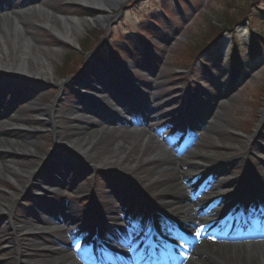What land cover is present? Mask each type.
I'll return each mask as SVG.
<instances>
[{
    "label": "rangeland",
    "instance_id": "obj_1",
    "mask_svg": "<svg viewBox=\"0 0 264 264\" xmlns=\"http://www.w3.org/2000/svg\"><path fill=\"white\" fill-rule=\"evenodd\" d=\"M11 1L19 4L25 0ZM122 3L120 8L107 11L106 14L83 5L78 0H39L35 4L26 5L24 9H18L35 16L30 19L31 26L35 28H37L35 19L41 18L40 8L57 16L85 19L87 21L85 32L79 35V45L76 46L69 44L63 46L58 36H51L42 28L36 32L50 45L46 48L59 51L51 57L55 68L52 77L55 81L73 80L80 75L85 65L91 62L93 75L90 78L93 80L90 83L95 85V81L101 77L102 80H107L110 93L103 91L97 94L79 89L78 86L71 85L74 81L67 85L63 93L54 83L41 81L32 85L28 81H23L22 84L26 85L24 90L38 92L39 95L47 93V98L51 102L61 98L62 105L67 109L72 108L73 104H80L83 100L81 96H85L92 103L96 102L94 104L98 106L99 112L96 119L102 120V128L111 130L120 127L117 121L123 117L127 118L129 123L134 121V125L130 126L131 131L150 130L154 124L151 122L152 118L145 117L139 110L131 115L123 114L122 109L111 97L114 91L116 96H131L133 101L145 99L150 102L148 105L150 108L159 107L163 114L177 110L176 115L191 127L196 138L191 147L192 151H196V155L188 154V147L182 148L183 145H179L173 152L174 157L182 154L180 157L185 161L182 163L185 170L191 175L198 174L190 165L199 166L202 163L199 158L202 153L209 158L217 155L215 154L217 149L210 139L221 134L228 137L232 147L224 150L220 157L212 159V166L221 163L229 166L227 175L220 171L216 175L220 180L227 177L241 179L240 189H243L245 184L251 187L249 179L254 182V178L258 179L262 176L261 173H264V0H178L179 6L176 0H123ZM2 12L1 16L10 14L8 11ZM103 15L109 17L107 22H97ZM228 17L234 19L239 17L238 24L234 26L231 23L229 31L225 30L220 34L223 36L221 40L195 59V51L207 42L208 38L210 40L211 37L217 36L218 31L213 33L215 26ZM149 21L151 24H148ZM209 34L214 35L209 37ZM139 35L143 36L145 41H140ZM99 38L103 39L100 41ZM204 38L206 39L203 43ZM234 39L237 44L234 43ZM109 49L117 55V60L110 55ZM97 57H101L102 62L107 64L104 71L97 70ZM67 63L70 66L74 65L73 68L68 66V73L69 71L74 73L79 69L78 74L71 76L65 72L64 67ZM122 83L126 84L125 88L130 89L127 94L122 92ZM28 84L32 88H29ZM159 84L162 87L156 90ZM2 89L0 85V99H3L1 112L11 108L13 111L17 106L26 105L13 103L11 94L6 95L4 99ZM31 102L36 105L35 97L30 99ZM87 108L90 109V106ZM25 116L32 120L37 119L35 113L28 111L25 112ZM171 119L172 117H165L156 122L157 135L160 138L164 136L165 141L175 139L184 143L189 138L191 140L190 134H187L190 130H179L177 125L170 124ZM204 124H212V133H207ZM215 127L218 129L214 130ZM50 130L42 124L40 134L38 131L31 137L33 139L39 137L41 144L45 145L46 153L42 164L46 161L58 163L64 159H71L74 162L71 182L76 187L82 186V189L80 192L69 190L61 192L62 202L73 204L81 212L71 216L70 222L86 223L88 214L94 223L95 211L89 206L94 204L101 207V201H111L119 208L114 214L115 226L122 222L123 216L132 212L133 218L141 215L148 219L150 213L148 201L153 202L158 192L153 191V187L149 185L151 182H145L143 186L140 183L148 172L134 171L133 167L139 161L138 158L120 168L103 159H99L97 163L96 159H86L82 155L74 156L71 153L72 148L56 143L54 134L49 133ZM252 136V139L246 140ZM3 160L4 155L0 152V172ZM172 169L170 167L166 173L170 174ZM207 172L209 171H205ZM215 172L212 170L213 175ZM42 173L40 176H44L45 172ZM13 183L14 181L6 179L3 185L0 184V190L10 192ZM110 186L120 187L127 192L124 203L117 202ZM52 193L42 194L43 198L39 201L25 197L16 212L17 218L27 219L33 211L31 207L36 206L37 202L52 206L46 210L52 214L50 211L54 212L57 209L54 207L55 204L59 205L55 203L57 202L55 193L53 191ZM28 209H31L30 212ZM96 217L100 222L103 220L97 214ZM5 222L0 218V230L5 231L0 238V262L4 260L9 264L13 262L15 264L21 251L17 245L11 249V245L5 243L11 235L8 228L7 231L4 229ZM57 227H51L48 231L52 233L51 231ZM50 233L45 236L54 235ZM80 233L83 232L78 231L75 236ZM41 238L43 241L48 240L47 237ZM17 261H20V264H33L23 259Z\"/></svg>",
    "mask_w": 264,
    "mask_h": 264
},
{
    "label": "bare ground",
    "instance_id": "obj_2",
    "mask_svg": "<svg viewBox=\"0 0 264 264\" xmlns=\"http://www.w3.org/2000/svg\"><path fill=\"white\" fill-rule=\"evenodd\" d=\"M37 1L39 0H26L23 3L15 4L10 0H0V10L10 12L5 16L0 15V85L3 87L2 94L4 99L6 95L11 94L13 103L26 104L22 107L17 106L13 111L12 108L5 112L0 111V152L4 155L0 184L3 185L6 179L14 181L10 192L0 190V218L6 221L4 229L7 231L8 228L11 231V235L5 243L11 245V249H14L16 245L19 247L21 255H23L18 256L20 260H27L33 264H71L69 254L71 246L68 244L67 234L77 226L70 222L71 216L81 212L73 204L62 202L61 192L65 190L80 192L82 186L76 187L71 182L74 163L71 159H64L58 163L46 161L42 164L46 153L44 152L45 145L41 144L39 137L37 139L31 137L38 131L40 134L42 124L51 129L49 133L54 134L56 143L72 148L71 152H75L76 156L82 155L86 159H96L97 163H99V159H103L120 168L138 158L139 161L133 167L134 171L148 172V175L143 176L140 183L143 186L145 182H151L149 185L153 187V191L158 192L153 202L148 201V197L146 198L152 217L157 218L169 213L172 222L178 229L190 236L192 227L198 226L197 221L200 218V213L198 216L189 195L195 182H192V176L188 170H185L182 160L174 157L172 147L165 143L170 147L168 149L147 129L131 131L130 126L134 125V121L129 123L125 117L117 121L121 127L117 130L102 128V120L96 119V116H99L96 102L92 103L85 96H81L83 98L81 103L83 102L84 105L73 104L72 108L67 109L62 105L61 98L51 102L47 98V93L39 95L38 92L24 90L26 85L22 84L23 81H28L31 85L41 81L54 83L56 88L63 93L67 85L74 81L71 85L78 86L79 89L95 93L102 91L110 93L107 80H102L99 77L95 81V85L90 83L93 80L90 78L93 75L91 62H88L80 75L73 80L65 82L53 79L55 68L51 57H54V53L59 51L46 48L50 45L37 34V29L42 28L49 35L58 36L63 46L68 44L76 46L79 45V35L85 32L87 21L74 16H57L40 8L39 17L41 18L40 20L35 19L37 27L35 28L30 24V19L35 16L25 14L18 9H23L26 5ZM122 1L78 0L79 3L97 9L102 14L120 8L123 5ZM108 19L109 17L103 15L97 19V22L104 23ZM97 70L104 71L102 68H97ZM30 84L28 87L32 88ZM124 85L122 83L121 89L123 93L127 94L130 89L125 88ZM150 87L149 84L148 88L150 89ZM161 87L160 84L157 85L156 90H160ZM114 93L111 94V97L125 115L137 113L139 110L145 117L152 118V123L165 117H172L171 125L186 128L181 117L176 115L177 110L163 114L159 107L150 108L148 106L150 102L145 99L133 101L131 96L118 97ZM158 96L157 94V99ZM34 97L35 106L32 104L33 102L30 103V99L32 100ZM2 100L0 99V108H2ZM86 105L90 106V109ZM17 108L19 109L16 111ZM26 111L35 113L37 119L27 118ZM204 125L207 133H212V124ZM155 128L156 125H153L151 130H155ZM216 129L218 128L215 127L214 130ZM252 138L253 136L246 140ZM210 140L214 148L217 149L215 152L217 155L212 158L203 153L200 156L197 155L202 161L198 166L199 170H213V172L216 171L215 174L220 171L226 174L229 166L225 163L212 166V159L220 157L221 154H224V150H229L232 145H230L228 137L221 134ZM172 143L176 146L175 141ZM190 155H196V151H191ZM211 166L212 168H210ZM170 167L173 169L170 174H167ZM229 170L231 171V168ZM43 171L45 172L44 176H40ZM261 174V177L255 178L257 181L252 189L247 188L242 192H239L241 179L224 178L222 184L224 188H228V191L222 201L217 199L218 204L226 201L228 197L247 200L246 196H250L249 193H253L255 196L258 191L263 192L261 189L264 187V173ZM110 189L117 202L124 203L127 192L125 193V190L120 187L110 186ZM52 191L56 196L57 202L55 203H59V205H53L57 207L54 210L55 213L52 211H50L52 214L48 213L46 211L48 206L44 203L35 202L36 206L31 209L36 213L30 212L31 209H28L31 215L27 219L17 218L16 212L25 197L39 201L43 198L42 194L50 195V193L53 194ZM241 194H243L241 197L238 196ZM94 206L91 204L89 207L103 219L101 220L102 225H106L104 219H114L115 211L119 209L111 201H101V207L97 205L94 208ZM217 208L213 205L209 212L213 214ZM86 217L89 218L88 214ZM34 220L43 223L44 226L37 227ZM54 223L61 226L50 233L48 229L54 228L56 226ZM70 225L73 228H70ZM49 233L54 235L45 236ZM4 234L5 231L0 230V238ZM41 237H47L48 240L43 241ZM49 238L51 239L49 240ZM204 239V237L198 238L197 236L192 238L193 242L199 245L190 264H264V245L259 241L240 240L239 242L215 243L208 238ZM6 251L8 250L6 249ZM19 259H16L15 264H20V261H17ZM0 264L9 263L3 260Z\"/></svg>",
    "mask_w": 264,
    "mask_h": 264
},
{
    "label": "trees",
    "instance_id": "obj_3",
    "mask_svg": "<svg viewBox=\"0 0 264 264\" xmlns=\"http://www.w3.org/2000/svg\"><path fill=\"white\" fill-rule=\"evenodd\" d=\"M239 18V17H238ZM238 18L237 19H234V18H232V17H228L226 20L224 19V21L223 22H221V23H218V26H215V29H214V34H215V32L216 31H218V33H217V36L215 35V36H213L212 34L210 35L209 34V37H211V36H213V37H211V39L209 40V38H208V41L207 42H205V39L206 38H204L203 39V45H200L199 46V48L195 51V53H194V57H196L197 55H199V54H201L202 52H205L206 50H208V48H210L214 43H216V42H218L219 40H220V38H221V36H220V34L222 33V32H224L225 30H229V25L231 24V23H233V25L235 26L236 24H238ZM224 23V24H223ZM223 24V25H222ZM99 40H101V38H99ZM68 66H70L68 63L66 64V66L64 67L65 68V72H67L68 73ZM74 66V65H73ZM73 66H70L71 68H73ZM71 72L69 71V75H71V74H73V73H71Z\"/></svg>",
    "mask_w": 264,
    "mask_h": 264
},
{
    "label": "snow or ice",
    "instance_id": "obj_4",
    "mask_svg": "<svg viewBox=\"0 0 264 264\" xmlns=\"http://www.w3.org/2000/svg\"><path fill=\"white\" fill-rule=\"evenodd\" d=\"M197 235H199V232H197ZM126 243H127L129 250L133 253L132 259L134 261L139 259V260H145V264H152L151 256H149L148 258H145L143 254L137 255L138 250H137V247L133 244V242L131 240H128Z\"/></svg>",
    "mask_w": 264,
    "mask_h": 264
}]
</instances>
